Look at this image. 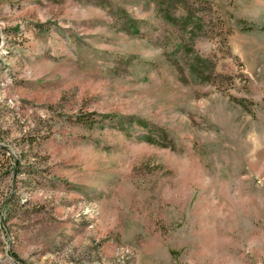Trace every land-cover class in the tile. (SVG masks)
I'll list each match as a JSON object with an SVG mask.
<instances>
[{
	"label": "rangeland",
	"instance_id": "obj_1",
	"mask_svg": "<svg viewBox=\"0 0 264 264\" xmlns=\"http://www.w3.org/2000/svg\"><path fill=\"white\" fill-rule=\"evenodd\" d=\"M0 264H264V0H0Z\"/></svg>",
	"mask_w": 264,
	"mask_h": 264
}]
</instances>
